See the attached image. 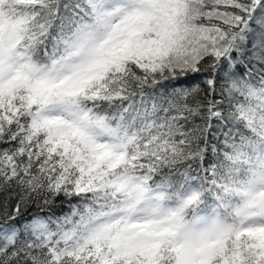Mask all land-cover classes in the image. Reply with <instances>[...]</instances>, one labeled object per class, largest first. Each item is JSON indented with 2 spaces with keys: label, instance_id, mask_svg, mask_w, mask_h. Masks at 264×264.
I'll return each mask as SVG.
<instances>
[{
  "label": "snow or ice",
  "instance_id": "snow-or-ice-1",
  "mask_svg": "<svg viewBox=\"0 0 264 264\" xmlns=\"http://www.w3.org/2000/svg\"><path fill=\"white\" fill-rule=\"evenodd\" d=\"M0 264H264V0H0Z\"/></svg>",
  "mask_w": 264,
  "mask_h": 264
},
{
  "label": "trees",
  "instance_id": "trees-1",
  "mask_svg": "<svg viewBox=\"0 0 264 264\" xmlns=\"http://www.w3.org/2000/svg\"><path fill=\"white\" fill-rule=\"evenodd\" d=\"M65 211H67V207L65 206V209H64Z\"/></svg>",
  "mask_w": 264,
  "mask_h": 264
}]
</instances>
